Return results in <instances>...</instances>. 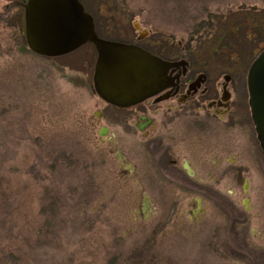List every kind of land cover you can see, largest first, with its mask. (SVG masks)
I'll return each instance as SVG.
<instances>
[{
	"label": "rangeland",
	"instance_id": "obj_1",
	"mask_svg": "<svg viewBox=\"0 0 264 264\" xmlns=\"http://www.w3.org/2000/svg\"><path fill=\"white\" fill-rule=\"evenodd\" d=\"M84 2L98 19L125 13L177 41L202 26L219 39L229 28L222 44L245 76L264 48V0ZM1 19L0 264H264V191L245 202L248 213L238 198L235 228L215 206L224 198L207 197L210 211L197 221L168 209L175 197L133 195V181L115 174L96 133L79 123L96 101L93 48L44 57L27 47L18 20ZM246 151L261 188L264 156Z\"/></svg>",
	"mask_w": 264,
	"mask_h": 264
},
{
	"label": "flooded vegetation",
	"instance_id": "obj_2",
	"mask_svg": "<svg viewBox=\"0 0 264 264\" xmlns=\"http://www.w3.org/2000/svg\"><path fill=\"white\" fill-rule=\"evenodd\" d=\"M27 1L7 0L0 10L2 21L8 23L12 17L19 21L22 37ZM80 1L91 13L100 38L136 45L163 59L168 79L159 92L129 106L111 104L94 91L95 106L79 117V123L96 133L97 148L114 161L115 174L133 181V195L175 197L168 209L192 211L191 220L197 221L210 211L207 197L217 198V203L224 198V205L215 206L224 217L222 223L235 228L238 198L244 197L248 213L252 206L245 202L264 191V178L261 188L253 185V162L246 155L255 147L264 156L246 66L211 33L188 31L177 41L172 31L139 23L136 27L125 13L98 19ZM88 45L97 58L95 45Z\"/></svg>",
	"mask_w": 264,
	"mask_h": 264
},
{
	"label": "water",
	"instance_id": "obj_3",
	"mask_svg": "<svg viewBox=\"0 0 264 264\" xmlns=\"http://www.w3.org/2000/svg\"><path fill=\"white\" fill-rule=\"evenodd\" d=\"M28 48L39 55L57 57L86 43L96 46L93 86L103 100L129 106L166 86L168 63L132 44L100 38L93 17L80 0H28L25 4ZM250 106L264 152V48L248 71ZM106 130L100 132L104 135Z\"/></svg>",
	"mask_w": 264,
	"mask_h": 264
},
{
	"label": "trees",
	"instance_id": "obj_4",
	"mask_svg": "<svg viewBox=\"0 0 264 264\" xmlns=\"http://www.w3.org/2000/svg\"><path fill=\"white\" fill-rule=\"evenodd\" d=\"M224 18H225V17H224ZM201 28H202L203 30H205V29H206L207 31H208V30H210V31H211V33H212V28H211V27L202 26ZM214 29L216 30V27H214ZM231 29H232V27H231ZM217 31H219V32H220V30H219V29H217ZM220 34H221V35H220L219 37H221V38H220V39L218 38V39H219V40H220V42L222 43V40H225V38H226V36H227V35H228V36H229V35H230V36H231V35H233V31H232V30H230L229 28H227V30H225V31H221V32H220ZM212 35H213L214 37L216 36V35H214V34H212ZM224 37H225V38H224ZM244 37H246V38H247V37H248V35H247V34H245V36H244ZM240 39H241V38H240Z\"/></svg>",
	"mask_w": 264,
	"mask_h": 264
}]
</instances>
